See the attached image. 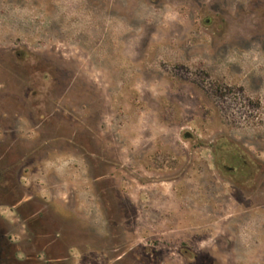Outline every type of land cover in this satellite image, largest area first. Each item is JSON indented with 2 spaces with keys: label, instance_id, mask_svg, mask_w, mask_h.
<instances>
[{
  "label": "rangeland",
  "instance_id": "1",
  "mask_svg": "<svg viewBox=\"0 0 264 264\" xmlns=\"http://www.w3.org/2000/svg\"><path fill=\"white\" fill-rule=\"evenodd\" d=\"M0 179L65 264H264V0H0Z\"/></svg>",
  "mask_w": 264,
  "mask_h": 264
},
{
  "label": "flooded vegetation",
  "instance_id": "2",
  "mask_svg": "<svg viewBox=\"0 0 264 264\" xmlns=\"http://www.w3.org/2000/svg\"><path fill=\"white\" fill-rule=\"evenodd\" d=\"M242 162L243 165L242 167H240V171H238L237 167H234L229 169L230 172L244 173V169L247 167L248 162L246 159H242ZM224 167L225 166H222V168ZM4 179L5 184L7 185V183H9L7 177ZM3 185L4 183H2L0 187H5ZM13 187L16 186L13 185ZM0 190L3 191L4 189ZM11 195L13 198L10 203H13L17 207L18 211L23 216L26 215L28 218L27 223L31 235L29 241L30 246L33 248V250L27 253V259L18 262L17 260H15V254L11 253L8 255L5 249L6 245H4L3 240H7V243H9L7 236L0 234V253L3 255V257L0 258L4 260H14L17 264H33L31 262L32 260L35 264H40L37 261L35 262V260L37 259H45L47 264H65L67 258L61 254H57L62 253V251L59 248V244L57 243L56 238L52 236L53 234L52 232H50L48 223L49 218L45 219L43 216V213L45 212L44 209H40V204H38L35 200H28V198L26 197L19 196L20 193L17 195V192L14 193V191H12Z\"/></svg>",
  "mask_w": 264,
  "mask_h": 264
},
{
  "label": "crops",
  "instance_id": "3",
  "mask_svg": "<svg viewBox=\"0 0 264 264\" xmlns=\"http://www.w3.org/2000/svg\"><path fill=\"white\" fill-rule=\"evenodd\" d=\"M9 158H10V156H8V159ZM9 168H11V172L12 173H15L18 176V169L14 168V165L13 164L9 165ZM9 168H7V170ZM0 181H1V179H0ZM30 199H33V196L28 197V200H30ZM8 205L14 210V212L17 215V218L15 220H21V221L24 222V225L27 228L28 237L31 238V235H30V232H29V226H28V223H27V219H28L27 216L26 215L23 216L18 211L17 207L13 203H9ZM0 234L6 235L8 237V234L7 233H0ZM8 240H9L8 245H9V247H11L12 253L15 254V258H16L15 260H17L18 262L19 261H24L25 259H27V257H28L27 256V253H29V252H31L33 250V248L30 246V244H29L28 241L25 242L26 243L25 245L24 244H21L20 245L18 242L17 243L11 242V239H8ZM24 256H25V258H24ZM22 259H24V260H22Z\"/></svg>",
  "mask_w": 264,
  "mask_h": 264
}]
</instances>
